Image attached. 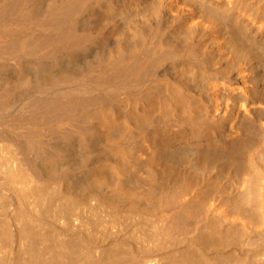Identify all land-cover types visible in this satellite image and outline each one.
Instances as JSON below:
<instances>
[{"label":"bare ground","instance_id":"6f19581e","mask_svg":"<svg viewBox=\"0 0 264 264\" xmlns=\"http://www.w3.org/2000/svg\"><path fill=\"white\" fill-rule=\"evenodd\" d=\"M55 196L145 201L143 264H264V0H0V264H128Z\"/></svg>","mask_w":264,"mask_h":264},{"label":"rangeland","instance_id":"374dc122","mask_svg":"<svg viewBox=\"0 0 264 264\" xmlns=\"http://www.w3.org/2000/svg\"><path fill=\"white\" fill-rule=\"evenodd\" d=\"M168 135L169 131L159 132V137H167ZM162 164H164L165 167L160 165L161 169L165 168V170H168L167 172L165 171L166 173L164 171L162 172L169 175L172 171L169 163L165 165V162H163ZM165 174L163 177L166 176ZM170 177L174 179L171 175ZM166 178L167 181L171 179L168 176L165 177V180ZM172 179L168 183L176 180L172 181ZM140 202L141 203H136H138V206L140 205L141 208L135 207L139 209L138 213L132 211L133 214L130 213L131 215H129L128 211L131 210L127 209L128 206H126V209L123 208V211L124 209L126 211L122 212L123 217L121 216V219L119 218L114 222H112L113 214L111 210L96 204L95 200L91 198L73 200L64 196H55L42 212L38 211V214L42 215L45 225L54 226L59 232H64L66 237L70 235V233H81L82 237L85 235L86 240H89V243L94 248H92L93 250H95L96 247L98 248V246L103 250V248L105 249V247H103L104 245L108 248L113 247L114 253L111 251L112 248H110V253L112 255L114 254L113 256H123L128 264H141L142 257L155 256L158 258L165 256L172 250V247L160 244L156 245L157 243L153 240L152 229L144 218V216H146L144 211H146L148 206H143L145 201ZM139 212H142V214ZM124 213L128 214L126 215ZM13 245H15V242ZM115 246L117 247L116 249ZM259 259L260 256H253L249 258V264H260Z\"/></svg>","mask_w":264,"mask_h":264}]
</instances>
